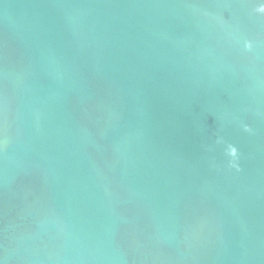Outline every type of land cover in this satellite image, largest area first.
Returning <instances> with one entry per match:
<instances>
[{"label": "water", "instance_id": "water-1", "mask_svg": "<svg viewBox=\"0 0 264 264\" xmlns=\"http://www.w3.org/2000/svg\"><path fill=\"white\" fill-rule=\"evenodd\" d=\"M261 2L0 0V264H264Z\"/></svg>", "mask_w": 264, "mask_h": 264}, {"label": "clouds", "instance_id": "clouds-1", "mask_svg": "<svg viewBox=\"0 0 264 264\" xmlns=\"http://www.w3.org/2000/svg\"><path fill=\"white\" fill-rule=\"evenodd\" d=\"M256 11L260 14H264V0H262L261 2V6L259 8L256 9ZM246 48L251 50L252 48V43L251 41H247L246 42ZM245 130L246 131H251V129L248 126H245ZM227 155L229 157H231L230 160V166L236 168L237 170H239V164H238V159H239V150L236 146L234 145H229L228 149H227Z\"/></svg>", "mask_w": 264, "mask_h": 264}]
</instances>
